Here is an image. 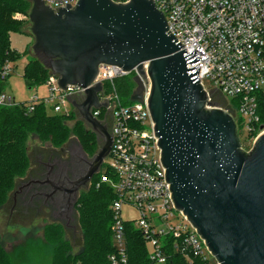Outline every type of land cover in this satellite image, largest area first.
<instances>
[{"label": "water", "instance_id": "obj_1", "mask_svg": "<svg viewBox=\"0 0 264 264\" xmlns=\"http://www.w3.org/2000/svg\"><path fill=\"white\" fill-rule=\"evenodd\" d=\"M28 20L32 52L61 90L84 89L81 102H69L103 142L69 193L88 186L111 147L105 125L91 113L107 106L98 99L101 85L90 86L98 66L142 72L147 62V104L175 208L219 264H264V131L249 151L241 148L232 116L208 100L199 66L187 68L200 61L198 54L180 49L154 2L78 0L55 11L31 0ZM141 99L138 85L130 100ZM39 183L50 186L48 196L67 191L49 177Z\"/></svg>", "mask_w": 264, "mask_h": 264}, {"label": "built area", "instance_id": "obj_2", "mask_svg": "<svg viewBox=\"0 0 264 264\" xmlns=\"http://www.w3.org/2000/svg\"><path fill=\"white\" fill-rule=\"evenodd\" d=\"M152 1L163 13L167 33L180 49L186 53L195 50L198 54L200 61L187 63V68L199 66L197 76L208 100L212 101L211 94L215 92L225 99L224 104L215 103L232 116L239 139L252 146L264 131V0ZM43 2L56 11L73 7L78 0ZM147 67V62H143L139 72L137 68L125 71L118 66L100 64L90 85H101L98 99L107 104L106 108H92V115L102 124L111 122V147L102 161L96 183L109 186L114 195L110 205L114 251L108 257L109 263L128 264L126 220L121 216V207L127 204L138 212V219L127 222L133 224L148 246L150 262L168 264L171 255L178 254L188 264H219L196 229L173 204L147 104L150 89ZM9 69V63L2 67L0 80L6 79ZM127 75L133 76L135 89L138 85L141 88L142 99L126 104L115 80ZM205 79L210 81L209 87L204 86ZM45 86L47 98L39 99L35 95L25 105L27 112L37 102L49 100L53 102L54 113H67L70 110L66 106L72 108L70 100L81 102L84 98L82 88L67 86L61 90L57 76L51 72ZM18 104L0 91V107Z\"/></svg>", "mask_w": 264, "mask_h": 264}, {"label": "trees", "instance_id": "obj_3", "mask_svg": "<svg viewBox=\"0 0 264 264\" xmlns=\"http://www.w3.org/2000/svg\"><path fill=\"white\" fill-rule=\"evenodd\" d=\"M30 8L31 0H0V70L5 64L20 58L11 46L9 36L12 31L23 30L24 25L29 21ZM48 74L49 70L41 59L32 56L26 62L22 76L27 88L31 89L45 84ZM7 77L5 80H0V91L3 90ZM115 86L122 101L126 104L130 103V97L136 87L133 76L127 75L115 80ZM30 102L31 100L20 102L17 106L0 107V209L10 206L11 213H16L20 219L23 216L21 205L23 196L13 198V193L19 184L28 180L30 172L37 168L34 162L35 156L33 161H30L28 154L27 142L31 135L43 144L39 152L45 150L59 153L74 135L88 157H92L98 147L95 134L76 119L75 111H71L68 115L65 113L49 115L45 112L44 103L37 102L34 109L27 112L25 105ZM224 103L225 99L222 97V101L217 104ZM67 120H74V123L70 126ZM240 144L244 151L250 149V144L242 138ZM100 174L101 171L94 175V185L83 193L76 204L78 221L84 238L82 251L73 256L67 239H62L61 234L56 232L53 237L49 234V230L51 228L56 230L55 227L59 224L50 223L43 226L44 240L54 246L52 264H75L77 260L81 264H110L108 257L114 251L110 205L114 195L109 186L96 185ZM34 213L41 216L37 211ZM124 230L128 264H153L148 259L146 243L133 224L126 221ZM0 264H9L1 242ZM168 264L188 263L180 255L172 254Z\"/></svg>", "mask_w": 264, "mask_h": 264}, {"label": "rangeland", "instance_id": "obj_4", "mask_svg": "<svg viewBox=\"0 0 264 264\" xmlns=\"http://www.w3.org/2000/svg\"><path fill=\"white\" fill-rule=\"evenodd\" d=\"M116 2H124L125 0H114ZM19 17V16H18ZM31 23L29 21L23 27L21 31H12L10 32V43L11 46L17 51L20 55V58L15 62H10L9 66V76L5 81L3 86V92L6 95H9L14 98L18 103L24 101H30L35 95L39 99L47 98V89L45 84L38 85L34 88L28 89L26 83L23 79V70L26 62L30 57L35 56L32 52L31 46L33 44V37L30 33ZM203 84L206 87L210 86V81L208 79L203 80ZM212 101L219 103L222 101V96L217 92L211 94ZM44 107L45 112L49 115L55 114L53 112V102L45 101ZM68 111L65 114H69L71 111H75L73 108H70L69 105L66 106ZM76 112V111H75ZM104 115V109L101 110V117ZM76 119L80 120L83 126L90 130L89 126L80 118L79 114L76 112ZM67 123L71 126L74 123V120H67ZM92 132V131H91ZM94 133V132H93ZM95 134V133H94ZM96 136L97 140V151L100 149L103 144L102 139ZM76 136H71L69 140H73L75 143ZM68 140V141H69ZM68 143V142H67ZM28 154L30 156V161H33V158L40 148H43V144L40 143L34 135H31L28 138ZM251 147V146H250ZM45 148V147H44ZM96 151V153H97ZM95 153V154H96ZM94 154V155H95ZM68 154H65L66 157ZM94 155L90 159L94 157ZM95 176L92 177L91 181L88 183L87 187L79 188L78 199L85 193L92 185H94ZM77 199V201H78ZM10 207V206H9ZM9 207L6 206L0 209V242L3 247L4 253L8 257L9 264H52V257L54 255L53 245L48 244L42 236L43 226L56 223L59 224L55 229L51 228L49 234L53 237L54 232L61 234V238L67 239L71 245V254L74 256L78 254L83 249V234L79 225L78 215L76 212L75 215V227L74 229L65 228V226L58 220L49 218L48 216H39L35 215V211H32L30 214H25L22 218H18L16 213H11ZM121 216L123 220L133 221L138 219V212L132 206L127 204L122 205L121 207ZM148 249V246H147ZM209 259L212 262L215 260L208 254ZM75 264H81L79 260ZM153 264H162V263H153Z\"/></svg>", "mask_w": 264, "mask_h": 264}, {"label": "flooded vegetation", "instance_id": "obj_5", "mask_svg": "<svg viewBox=\"0 0 264 264\" xmlns=\"http://www.w3.org/2000/svg\"><path fill=\"white\" fill-rule=\"evenodd\" d=\"M104 125L110 134L111 122L108 120ZM78 144L70 140L59 153L43 150L35 155L34 162L37 168L33 169L28 180L19 184L15 190L17 192L15 196H23L21 204L23 215L37 211L42 216L58 220L67 229H74L79 190L75 194L69 193L68 190L85 173L91 161ZM65 154L68 155L64 157ZM47 177L62 182L67 191L57 190L48 196L50 186L39 183ZM19 187L20 190H17Z\"/></svg>", "mask_w": 264, "mask_h": 264}]
</instances>
